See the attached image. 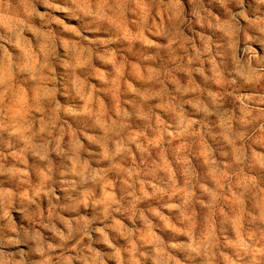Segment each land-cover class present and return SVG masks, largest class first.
Here are the masks:
<instances>
[{"label":"clouds","instance_id":"obj_1","mask_svg":"<svg viewBox=\"0 0 264 264\" xmlns=\"http://www.w3.org/2000/svg\"><path fill=\"white\" fill-rule=\"evenodd\" d=\"M0 264H264V0H0Z\"/></svg>","mask_w":264,"mask_h":264}]
</instances>
